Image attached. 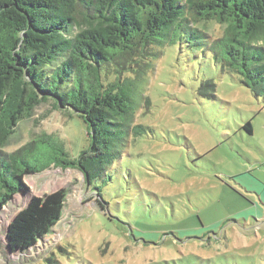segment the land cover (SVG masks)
I'll return each mask as SVG.
<instances>
[{"label":"rangeland","instance_id":"obj_1","mask_svg":"<svg viewBox=\"0 0 264 264\" xmlns=\"http://www.w3.org/2000/svg\"><path fill=\"white\" fill-rule=\"evenodd\" d=\"M198 27L211 41L225 25ZM158 51L105 172L86 184L79 170L51 166L25 175L26 189L1 207L0 264H264L263 97L206 48L176 42ZM207 81L211 96L200 92ZM42 132L71 157L90 144L85 123L48 101L19 122L4 150ZM60 188L66 201L51 232L12 251L10 221L32 196ZM52 254L56 263L45 259Z\"/></svg>","mask_w":264,"mask_h":264},{"label":"trees","instance_id":"obj_2","mask_svg":"<svg viewBox=\"0 0 264 264\" xmlns=\"http://www.w3.org/2000/svg\"><path fill=\"white\" fill-rule=\"evenodd\" d=\"M211 20L225 28L208 41L198 23ZM176 42L206 48L264 101V0H0V209L26 189L25 175L71 168L92 184L105 172L133 121V93L158 49ZM48 101L85 123L89 146L71 157L42 132L5 151L19 122ZM66 196L65 188L32 196L9 223L8 247L25 251L50 233Z\"/></svg>","mask_w":264,"mask_h":264},{"label":"water","instance_id":"obj_3","mask_svg":"<svg viewBox=\"0 0 264 264\" xmlns=\"http://www.w3.org/2000/svg\"><path fill=\"white\" fill-rule=\"evenodd\" d=\"M7 230H8V228H7Z\"/></svg>","mask_w":264,"mask_h":264}]
</instances>
